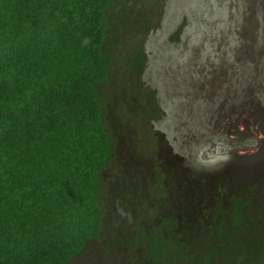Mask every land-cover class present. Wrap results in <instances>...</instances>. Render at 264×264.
I'll return each instance as SVG.
<instances>
[{
  "label": "trees",
  "instance_id": "16d2710c",
  "mask_svg": "<svg viewBox=\"0 0 264 264\" xmlns=\"http://www.w3.org/2000/svg\"><path fill=\"white\" fill-rule=\"evenodd\" d=\"M127 1L0 0V264H69L90 240L105 242L106 223L124 213L133 264H264V172L241 168L235 183L218 171L173 172L179 157L160 147L153 120L163 109L143 80L141 41L123 63L132 115L121 104V128H110L116 2L123 26L148 23L132 20ZM243 38L241 68L251 65ZM126 125L139 158L130 183L120 159Z\"/></svg>",
  "mask_w": 264,
  "mask_h": 264
},
{
  "label": "rangeland",
  "instance_id": "374dc122",
  "mask_svg": "<svg viewBox=\"0 0 264 264\" xmlns=\"http://www.w3.org/2000/svg\"><path fill=\"white\" fill-rule=\"evenodd\" d=\"M121 2H116L115 8ZM126 3L134 6L132 20L142 17L148 23L143 29L138 25L133 30L129 25L123 26L115 8L109 19V27L119 32L112 66V75L117 79L111 80L106 87L111 106L107 113L110 128L114 132L121 128L122 123L115 115L121 104L125 106L126 116L132 115L133 98L126 99L122 88L123 68L127 55L134 50L133 46H139L137 41H141L148 57L143 80L156 91L163 109L162 117L153 120L154 128L163 137L160 147L172 157H179L174 158L176 168L173 172L218 171V179L230 183L242 179L241 168L248 172H264V151L261 149L264 134L257 116L258 109L264 111V98L257 103L247 95V103H239L232 98L234 93L230 89L233 77L241 74L247 76L244 80L250 85L260 86L259 95H264V0H128ZM255 9L253 16L251 10ZM234 12L240 16L236 21L242 24L241 30L238 27L232 30ZM255 17L259 18L260 27L256 29L253 49L243 53H249L245 59L251 65L241 68L235 61L240 53L236 50V42L242 36L247 39L250 22ZM256 45H260L259 48ZM230 71L234 75L231 76ZM202 77L211 78L204 89L199 86ZM218 85L220 91L216 93ZM224 86H229V90ZM123 131L127 139L125 154L128 155L120 159L126 166V178L130 183L137 178L139 158L131 156L135 151L128 138L130 127L126 125ZM153 147H156L155 142ZM166 166L170 168V164ZM114 197L117 199L118 194ZM126 214L130 217L132 212L127 209ZM125 218L124 213L113 224L106 223L105 242L90 240L69 264H133L123 237L127 227ZM113 242L118 246L110 252L108 247Z\"/></svg>",
  "mask_w": 264,
  "mask_h": 264
},
{
  "label": "flooded vegetation",
  "instance_id": "af4514ba",
  "mask_svg": "<svg viewBox=\"0 0 264 264\" xmlns=\"http://www.w3.org/2000/svg\"><path fill=\"white\" fill-rule=\"evenodd\" d=\"M232 75H234V74H232ZM210 79H206L205 77H202L199 80V86L202 89H204V87H207V81H209ZM233 79H235V81H233V83L230 84V86L232 85V88H230V89H233V90H231V92L234 93V95L232 96V98L233 99H237L239 101V103L240 102H242V103L243 102H246L247 103V101H248V99L246 98L247 95H248V97H250L249 100L250 99L251 100L255 99L257 101V103L260 102V99L261 98H264V95H261V96L259 95V88H260V86L256 87L255 85H250L246 81L244 84L241 85V88H240V78L234 76ZM209 87H211V86H209ZM218 87H219V85H218ZM227 87H229V86H227ZM227 87L224 86L223 88L226 89V90H229V88H227ZM251 87H253V88L256 87L257 88L256 91H255V93L252 92V91H247L248 89H252ZM218 89H220V87ZM245 90H246V93L244 92ZM240 91H241V94H240ZM259 127L261 128V131L264 134V124H262V123L259 122ZM262 140H264V137H263ZM263 145H264V142H262V145L261 146H263Z\"/></svg>",
  "mask_w": 264,
  "mask_h": 264
},
{
  "label": "bare ground",
  "instance_id": "6f19581e",
  "mask_svg": "<svg viewBox=\"0 0 264 264\" xmlns=\"http://www.w3.org/2000/svg\"><path fill=\"white\" fill-rule=\"evenodd\" d=\"M261 3V2H260ZM263 6H261V8H262ZM254 8V7H253ZM259 10H260V8H259ZM263 11V10H262ZM260 12V11H259ZM258 12V13H259ZM257 13V14H258ZM251 14L253 15V16H255L256 15V9L255 10H251ZM264 14V13H263ZM263 14H262V16H263ZM248 15V14H247ZM253 18V17H252ZM257 19H259V18H254L251 22H250V29L248 30V36H247V39H248V41L250 40L251 42H254L255 43V34H256V29H257V26L259 25L258 23H257ZM259 27H260V25H259ZM259 29V28H258ZM259 32V31H258ZM252 35H251V34ZM247 34V33H246ZM256 36H258V35H256ZM256 41H257V37H256ZM247 42V41H246ZM258 42V41H257ZM251 45V44H250ZM248 46V45H247ZM260 46V45H259ZM259 46L257 47V45H256V47L257 48H259ZM251 47V46H250ZM254 47V46H253ZM252 48V47H251ZM253 49V48H252ZM258 52H260V51H258ZM263 54V53H262ZM251 55V54H250ZM254 55V54H253ZM261 55V54H260ZM260 57V56H259ZM251 59V58H250ZM256 87H254L251 91L252 92H255L256 91ZM245 93H246V90L244 91ZM257 116L260 118V123H262V124H264V111L262 110V109H258L257 110ZM264 142V141H263ZM261 149H262V151H264V145L263 146H261Z\"/></svg>",
  "mask_w": 264,
  "mask_h": 264
}]
</instances>
